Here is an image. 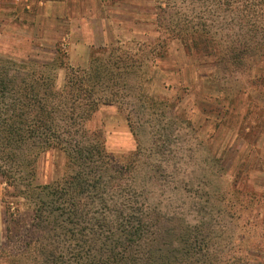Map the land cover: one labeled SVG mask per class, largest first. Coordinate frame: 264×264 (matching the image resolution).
I'll return each instance as SVG.
<instances>
[{"label": "rangeland", "instance_id": "obj_1", "mask_svg": "<svg viewBox=\"0 0 264 264\" xmlns=\"http://www.w3.org/2000/svg\"><path fill=\"white\" fill-rule=\"evenodd\" d=\"M193 30L208 31L205 53L213 55L200 57L188 49L189 35H177ZM254 42L264 46L257 0H0L6 59L44 62L59 46L83 68L92 47L138 53L144 93L131 86L123 110L102 106L89 127L120 166L134 165L114 190L124 214L175 216L153 246L156 256L177 246L173 264H264V112L252 107L255 93L245 85L259 78L264 95V56L249 58L242 72L216 64L228 48ZM64 74L56 72L57 88ZM64 173L65 155L49 149L33 176L18 179L25 193L0 176V264H41L47 233L35 219L37 199ZM133 192L144 204L131 205Z\"/></svg>", "mask_w": 264, "mask_h": 264}, {"label": "trees", "instance_id": "obj_2", "mask_svg": "<svg viewBox=\"0 0 264 264\" xmlns=\"http://www.w3.org/2000/svg\"><path fill=\"white\" fill-rule=\"evenodd\" d=\"M257 1L264 5V0ZM208 34L193 30L177 35L182 40L190 36L188 49L206 57L214 54L205 53L211 44ZM256 44H235L221 59L216 57V64L242 72L249 58L264 56V46ZM118 50L106 45L94 49L83 68L69 65L59 46L44 62L32 56L22 61L0 56V176L13 190L25 193L18 179L35 174L41 153L59 149L65 155L64 175L44 185L37 199L35 219L47 233L41 264H173L178 259L174 245L164 254L153 255L155 241L167 234L175 216L152 212L144 220L140 213L131 218L124 214L126 203L114 190L125 183L134 165L130 161L120 166L107 153L102 133L89 127L102 106L123 110L135 95L131 86L137 94L144 93V66L138 53ZM59 69L65 71L61 88L55 84ZM257 80L248 76L245 85L255 93L252 107L264 112ZM137 195L133 192L128 199L133 207L144 204L136 201ZM132 246L138 247L137 252H131Z\"/></svg>", "mask_w": 264, "mask_h": 264}, {"label": "crops", "instance_id": "obj_3", "mask_svg": "<svg viewBox=\"0 0 264 264\" xmlns=\"http://www.w3.org/2000/svg\"><path fill=\"white\" fill-rule=\"evenodd\" d=\"M27 8H30V7L27 6ZM97 48H98V47H97ZM94 49H96V48H94ZM94 49H93V47L91 48L90 54H89V56H88V61H87V63H86L85 66L88 65V63H89V61H90V57H91V52H92ZM66 56H67V55H66ZM67 62H68L69 65H71V64L69 63V61H68V57H67ZM71 66H72V65H71ZM73 67H74V64H73Z\"/></svg>", "mask_w": 264, "mask_h": 264}]
</instances>
